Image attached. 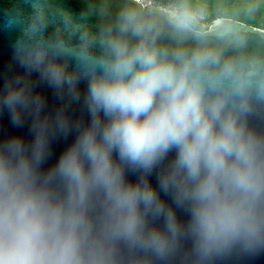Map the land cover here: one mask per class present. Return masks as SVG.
Instances as JSON below:
<instances>
[{
	"label": "clouds",
	"instance_id": "obj_1",
	"mask_svg": "<svg viewBox=\"0 0 264 264\" xmlns=\"http://www.w3.org/2000/svg\"><path fill=\"white\" fill-rule=\"evenodd\" d=\"M0 29L28 132L0 134V264L264 254V0H8Z\"/></svg>",
	"mask_w": 264,
	"mask_h": 264
},
{
	"label": "water",
	"instance_id": "obj_2",
	"mask_svg": "<svg viewBox=\"0 0 264 264\" xmlns=\"http://www.w3.org/2000/svg\"><path fill=\"white\" fill-rule=\"evenodd\" d=\"M7 2L8 0H0V8L4 7ZM66 3L73 9L78 10L81 7V0H66ZM11 40L12 34L4 31L3 29H0V77H2L3 74L7 72V63L11 55ZM41 91L45 92L48 95L49 103L52 104L53 100L51 91L48 89H41ZM4 133H18L24 135L25 137L28 136L27 127L23 129L11 128L8 123V117L6 114L0 117V134ZM71 139L72 137H69L67 141L60 140L58 142H54L53 161L56 159V156H58L59 153L67 146V144L71 142ZM242 264H264V254H261L255 259L244 261L242 262Z\"/></svg>",
	"mask_w": 264,
	"mask_h": 264
}]
</instances>
